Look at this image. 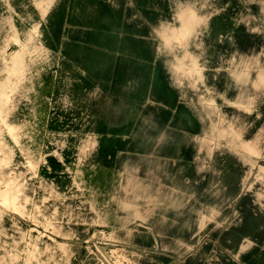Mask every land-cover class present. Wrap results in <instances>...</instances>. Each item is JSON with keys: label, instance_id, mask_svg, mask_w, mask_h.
Segmentation results:
<instances>
[{"label": "rangeland", "instance_id": "1", "mask_svg": "<svg viewBox=\"0 0 264 264\" xmlns=\"http://www.w3.org/2000/svg\"><path fill=\"white\" fill-rule=\"evenodd\" d=\"M118 1L126 18L110 21L108 0H0V264H237L228 228L240 224L256 228L255 264H264V0ZM121 44L124 59L147 62L142 72L157 63L168 88L194 96L192 120L209 130L190 166L177 164L173 132L148 121L145 139L126 142V151L145 145V158L107 148L121 142L89 98L105 92L102 62L121 59ZM234 88L240 101L229 99ZM167 105L160 121L173 125ZM161 160L188 201L173 203L172 190L170 205L154 202L170 184ZM206 193L215 211L184 214L190 227L173 228V206L201 210ZM138 203L160 212L119 211Z\"/></svg>", "mask_w": 264, "mask_h": 264}, {"label": "crops", "instance_id": "2", "mask_svg": "<svg viewBox=\"0 0 264 264\" xmlns=\"http://www.w3.org/2000/svg\"><path fill=\"white\" fill-rule=\"evenodd\" d=\"M107 3V19L110 21L114 19H124L126 17L120 18L117 12V4L119 3L118 0H108ZM123 2V0H122ZM121 13H127L126 9H123ZM107 33V32H106ZM124 33V32H121ZM103 34V33H102ZM121 36H124L125 34H120ZM121 54L123 55L121 59L119 60H110L107 62H102V65L105 66V92H101L100 95L98 94L97 97L89 98L90 104L89 108L92 111H95L100 115V113L104 112L105 122L107 131L111 133L112 137H115L117 140H120V145H108L107 148L122 150V153L125 152L129 148V144L126 142L132 143L133 137L130 134L136 133L138 139L141 140L145 139L144 133H145V127L147 121L156 125L157 127H160L162 129L165 127L167 130L165 132H173V137L170 134L169 137L173 139V150L177 151V154H181L182 157L178 161L177 164L187 165L191 162L188 160H192L194 155L196 154L195 151L197 150V140H199L200 137L203 136L205 131L209 130V125L207 122H203L199 120V122H194L192 120L193 117L197 116L194 113L197 112V109L192 107L189 103H185V101H192L193 97L192 94L187 93V91H184L182 88H176L173 87V90L171 88H168L166 84L164 83L163 79L160 77V71H158L159 67L157 66V63H154V66H149L151 68V71L149 73L142 72L141 70L145 68L144 65L147 64L146 61H133L124 59L125 54L127 53V56L129 54L128 46L125 44H121L118 46ZM112 49L114 46L111 47ZM125 53V54H124ZM135 70V71H131ZM99 74V73H98ZM147 74H150V76H147ZM135 75V76H134ZM102 78V76L100 77ZM147 78L150 82H146ZM236 84V83H235ZM239 85V83H238ZM173 93V94H172ZM227 96L229 93H226ZM233 98L230 97L229 99H232L234 101H240L241 100V88L233 90ZM196 98V97H195ZM167 102H169V106L171 107V104L173 103V110H171V113L169 115V118H172L173 115V125L165 124L163 125L160 120H164L162 113L164 110H166L168 107ZM183 102L185 104H183ZM188 105V108H187ZM170 109V108H169ZM173 111V112H172ZM167 116V115H166ZM162 124L158 125L159 123ZM98 123V122H97ZM100 123V120H99ZM257 133V127L250 128L249 135L254 136ZM141 134V135H140ZM127 135V136H125ZM130 138V141H129ZM139 142V141H138ZM137 149L139 160L140 158H145V153H143L145 149V145H132L130 146V151ZM171 149V147H169ZM129 150V149H128ZM126 151L127 153L131 154L133 152ZM110 154H108L106 157L109 158ZM189 156V157H188ZM114 157V156H112ZM215 157H220V154L216 153ZM187 165V166H190ZM184 171L188 172L187 169H184ZM189 171H192V169H189ZM126 177L131 176H122L121 178L119 176H116L114 180H125ZM136 179H143L145 176H132ZM207 180L209 179V176H206ZM206 179L203 176V180ZM128 179H126L127 181ZM230 190V189H229ZM220 194V193H219ZM235 196H240V193H232ZM231 194V196H232ZM106 196H115L114 198L119 199V197L124 198L125 192L122 190V193H113ZM131 196L133 198L137 197L140 198L139 194L133 193ZM203 203L200 204L201 210H197L194 208L195 204L192 203H186L185 205H176L173 206V214H181V218H178L177 223L173 225V228L177 229L178 227H190V216L185 217L184 214L187 213H199L204 212L207 208L208 212L215 211L213 206L206 204L205 202H210L209 197L210 194L206 193V195H202L203 197ZM177 197L185 198L186 201H188V196L184 193L177 194ZM140 202V201H138ZM205 203V204H204ZM121 208H125L123 205H119ZM144 207V205H142ZM139 203L136 205H133L132 207L126 208L125 210H119L121 212H160L159 209H151V207H154L155 205L149 207L148 209H142V207ZM110 207V206H109ZM108 207V208H109ZM205 207V208H204ZM111 209H108L109 212H116L114 206L110 207ZM218 211L220 212H228L229 209L222 208L220 205L217 206ZM244 208H249L248 210H242ZM251 209V210H250ZM238 212H250L253 211L251 206H244L240 205L238 206V209H235ZM234 210V211H235ZM113 216V215H112ZM119 218V217H118ZM186 219V225L183 224ZM121 222V221H118ZM179 222V223H178ZM210 222H207L206 228L207 230H210L213 226H209ZM192 227H195L193 225ZM230 226L228 229H233L235 231V239L233 241V245L230 246V251L236 252L237 256H235L236 263L237 264H247L249 261V264H255L256 263V255L257 248L254 242L257 240V232L256 228L253 231H249L248 233H244L242 231V224L239 226H235L231 228ZM216 236L218 237V241L223 240L227 238V228L220 229L216 231ZM206 240H210L209 237H206ZM248 241V242H247ZM206 242V241H204ZM227 242V241H226ZM246 245H249L247 249H245V252H241V249L243 250V247ZM239 257V258H238ZM239 260L240 263L237 261Z\"/></svg>", "mask_w": 264, "mask_h": 264}, {"label": "bare ground", "instance_id": "3", "mask_svg": "<svg viewBox=\"0 0 264 264\" xmlns=\"http://www.w3.org/2000/svg\"><path fill=\"white\" fill-rule=\"evenodd\" d=\"M190 18H191V16L188 13H186V12H184V13L181 14V19H182V22L183 23H187V22L189 23L190 22ZM165 145H166V142L164 141L162 143V141H161V144H159V147H161L162 149H164ZM160 166L162 167L161 170L163 171L164 175L170 177V180H168V181H169V183L171 185L169 184L168 186H166L165 188H163L162 190H160L158 192V195L154 198V202L156 204L160 205V206L161 205H164V204H169L170 205V202H171L170 198H168V200L167 199L165 200V198L168 195H171V191L173 190V199H174L173 203H175V204L180 203V201H182L181 199H183V198L177 197V194L179 193L180 189H182V188H175L174 187L173 182H175L177 184H179V183H178V181L175 180L174 176L172 175L171 169L168 166V161H166V160L165 161H162L161 160L160 161Z\"/></svg>", "mask_w": 264, "mask_h": 264}]
</instances>
